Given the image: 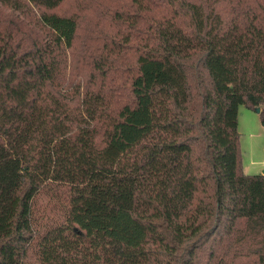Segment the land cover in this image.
<instances>
[{"label":"trees","instance_id":"trees-1","mask_svg":"<svg viewBox=\"0 0 264 264\" xmlns=\"http://www.w3.org/2000/svg\"><path fill=\"white\" fill-rule=\"evenodd\" d=\"M264 0H0V264H264Z\"/></svg>","mask_w":264,"mask_h":264},{"label":"rangeland","instance_id":"rangeland-1","mask_svg":"<svg viewBox=\"0 0 264 264\" xmlns=\"http://www.w3.org/2000/svg\"><path fill=\"white\" fill-rule=\"evenodd\" d=\"M242 123L239 127L241 162L248 174H260L264 169V126L256 118V111L239 106ZM239 109V108H238ZM256 125V126H255Z\"/></svg>","mask_w":264,"mask_h":264},{"label":"crops","instance_id":"crops-1","mask_svg":"<svg viewBox=\"0 0 264 264\" xmlns=\"http://www.w3.org/2000/svg\"><path fill=\"white\" fill-rule=\"evenodd\" d=\"M250 110V109H249ZM241 113H242V116H243V114H244V111H241L240 112V107H239V109H238V130H239V127H240V124L242 123V125L244 124V122L242 121V117L240 118V115H241ZM256 118H258V120L260 121V119H259V115H258V113H257V111H256ZM261 124V123H260ZM244 126V125H243ZM256 126V125H255ZM263 126V125H262ZM243 169H244V167H243ZM244 171H245V173H247V171L244 169ZM263 171H264V169L262 170V173H263Z\"/></svg>","mask_w":264,"mask_h":264},{"label":"water","instance_id":"water-1","mask_svg":"<svg viewBox=\"0 0 264 264\" xmlns=\"http://www.w3.org/2000/svg\"><path fill=\"white\" fill-rule=\"evenodd\" d=\"M255 111H257V112H258V111H259V108H256V110H255ZM263 173H264V171H263Z\"/></svg>","mask_w":264,"mask_h":264}]
</instances>
